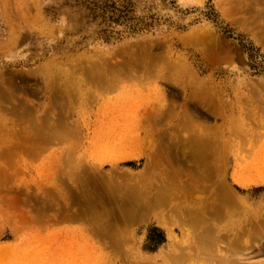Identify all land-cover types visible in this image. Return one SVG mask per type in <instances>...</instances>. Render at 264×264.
<instances>
[{"label": "rangeland", "instance_id": "rangeland-1", "mask_svg": "<svg viewBox=\"0 0 264 264\" xmlns=\"http://www.w3.org/2000/svg\"><path fill=\"white\" fill-rule=\"evenodd\" d=\"M0 264H264V0H0Z\"/></svg>", "mask_w": 264, "mask_h": 264}, {"label": "bare ground", "instance_id": "bare-ground-1", "mask_svg": "<svg viewBox=\"0 0 264 264\" xmlns=\"http://www.w3.org/2000/svg\"><path fill=\"white\" fill-rule=\"evenodd\" d=\"M218 198V197H217ZM218 201H219V199H218ZM192 210H188V212H189V216L191 217V219H192V221L190 220V222H191V224H194V225H196V224H198V221H199V219H198V217L200 216V219L202 218L201 217V213L199 212V216H197L196 215V212H191ZM203 220V219H202ZM202 220H201V222H202ZM204 221V220H203ZM202 224H204V223H202ZM204 226H205V224H204ZM205 227L203 228L202 227V231H203V233L202 234H200V238H201V240H199L200 241V243H201V246H204V247H209V240H208V238H206L207 240H205V237H204V235L207 237L208 236V234H209V231H208V229H205ZM170 236V235H169ZM198 240V239H197ZM199 242H198V245L200 244ZM211 247V246H210ZM197 248H199V246H197ZM202 250V249H201ZM206 252H207V250H206ZM180 254L181 253H179L176 257H174V261H177V262H179L180 260H181V256H180Z\"/></svg>", "mask_w": 264, "mask_h": 264}]
</instances>
